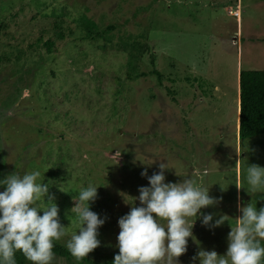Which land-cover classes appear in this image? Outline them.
I'll use <instances>...</instances> for the list:
<instances>
[{
    "label": "rangeland",
    "instance_id": "1",
    "mask_svg": "<svg viewBox=\"0 0 264 264\" xmlns=\"http://www.w3.org/2000/svg\"><path fill=\"white\" fill-rule=\"evenodd\" d=\"M242 69H264V0H0V181L41 173L48 193L36 206L57 205L64 246L79 231L81 188L98 186L90 210L107 217L89 262L55 254L53 264L114 261L118 220L150 186L141 172L162 162L165 183L193 178L219 199L191 218L179 264L226 254L238 205L264 207V191L247 190L248 167H264V133L238 136Z\"/></svg>",
    "mask_w": 264,
    "mask_h": 264
},
{
    "label": "clouds",
    "instance_id": "2",
    "mask_svg": "<svg viewBox=\"0 0 264 264\" xmlns=\"http://www.w3.org/2000/svg\"><path fill=\"white\" fill-rule=\"evenodd\" d=\"M168 168V163L162 162L160 171L151 176L147 168L141 172L150 186L139 188L141 206L131 207L118 220L119 253L113 264H179L178 258L186 253L188 238L192 236L194 221L191 218H196L202 208L219 203L218 198L209 195V187L198 184L196 179L165 183L164 172ZM195 175L201 177L199 171ZM207 175L205 169L203 176ZM40 176L39 171L23 176L14 173L0 181L6 185L0 192V264H15L17 251L31 264H53L55 260L53 242L66 235L65 226L59 222L58 207L54 203L43 208V215L39 214L41 209L36 206L37 202L48 193V185L37 183ZM247 182L250 193L264 191V167L250 165ZM97 187L89 184L73 198L72 212L79 231L71 235L66 247L77 261L100 246L98 229L107 217L102 219L90 210V202L94 203L98 197ZM238 207L242 215L237 217L228 234L226 254L220 256L215 250H200L197 253L200 264H262L264 207L259 211L251 203ZM212 219L211 214L204 215L202 223L208 225ZM225 220L227 216H221L213 227Z\"/></svg>",
    "mask_w": 264,
    "mask_h": 264
},
{
    "label": "trees",
    "instance_id": "3",
    "mask_svg": "<svg viewBox=\"0 0 264 264\" xmlns=\"http://www.w3.org/2000/svg\"><path fill=\"white\" fill-rule=\"evenodd\" d=\"M82 25L90 32L95 30V25L86 19L82 20ZM59 38H64L65 33L60 31ZM46 51H55L54 41L46 39L43 41ZM154 60H151L153 64ZM152 73L159 75L158 70ZM239 86V117H238V136L240 139L252 137L264 133V69L240 70L238 78ZM54 254L72 260L74 258L67 247L54 241ZM25 256L21 251L15 253V262L23 264ZM81 261L89 262L85 257ZM114 261L108 260L102 264H113Z\"/></svg>",
    "mask_w": 264,
    "mask_h": 264
},
{
    "label": "crops",
    "instance_id": "4",
    "mask_svg": "<svg viewBox=\"0 0 264 264\" xmlns=\"http://www.w3.org/2000/svg\"><path fill=\"white\" fill-rule=\"evenodd\" d=\"M238 110H239V104H238ZM238 113H239V111H238ZM237 125H238V123H237Z\"/></svg>",
    "mask_w": 264,
    "mask_h": 264
}]
</instances>
